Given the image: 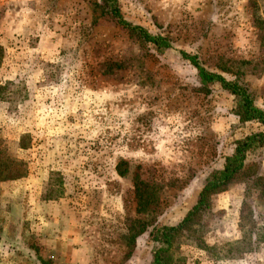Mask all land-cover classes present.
Instances as JSON below:
<instances>
[{"label": "rangeland", "instance_id": "rangeland-1", "mask_svg": "<svg viewBox=\"0 0 264 264\" xmlns=\"http://www.w3.org/2000/svg\"><path fill=\"white\" fill-rule=\"evenodd\" d=\"M115 1L169 47L131 36L101 0H0V151L27 166L0 181V264H149L151 228L136 233L181 222L235 141L264 131L235 116L229 93H202L185 58L241 78L264 109V0ZM122 160L159 198L146 213ZM247 163L264 176V151ZM246 189L213 197L215 251L181 245L186 264H264V192Z\"/></svg>", "mask_w": 264, "mask_h": 264}, {"label": "trees", "instance_id": "trees-1", "mask_svg": "<svg viewBox=\"0 0 264 264\" xmlns=\"http://www.w3.org/2000/svg\"><path fill=\"white\" fill-rule=\"evenodd\" d=\"M99 9L103 16L112 18L116 24L126 30L131 36L139 38L144 44H152L157 50L165 51L169 41L162 35H154L140 26H134L126 21L115 0H101ZM2 48L0 47V63L2 62ZM198 70L200 91L211 95L215 88L229 93L235 99L234 114L241 122H252L264 128V109L256 104L253 91L241 78L228 80L221 74L211 72L202 67L196 56H186ZM121 69V65L116 66ZM30 137H21L20 148L28 149ZM264 151V131H257L238 139L234 143L232 153L226 156L219 168L212 170L203 181L196 202L187 211L181 222L176 225H144L136 233L140 235L150 227L149 237L152 242L151 261L149 264H186L187 259L181 255V245H194L206 252L215 251L206 244L205 236L209 230L204 222L212 214L213 197L225 192L231 185L244 182L248 196L252 190L264 192V176L260 173V165H248L249 155L260 154ZM117 173L126 179H131L136 187L138 213H146L153 205H158L159 198L139 174V167L125 160L119 162ZM27 166L24 162L16 161L5 152L0 151V181H13L24 178ZM135 236L132 237L134 239ZM237 243L235 245H239ZM234 245H226L227 254L222 257L233 256Z\"/></svg>", "mask_w": 264, "mask_h": 264}]
</instances>
